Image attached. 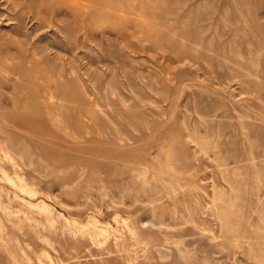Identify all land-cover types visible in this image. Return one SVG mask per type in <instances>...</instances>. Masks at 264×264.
<instances>
[{
  "label": "rangeland",
  "instance_id": "374dc122",
  "mask_svg": "<svg viewBox=\"0 0 264 264\" xmlns=\"http://www.w3.org/2000/svg\"><path fill=\"white\" fill-rule=\"evenodd\" d=\"M0 150V264H264V0H0Z\"/></svg>",
  "mask_w": 264,
  "mask_h": 264
},
{
  "label": "bare ground",
  "instance_id": "6f19581e",
  "mask_svg": "<svg viewBox=\"0 0 264 264\" xmlns=\"http://www.w3.org/2000/svg\"><path fill=\"white\" fill-rule=\"evenodd\" d=\"M2 145V144H1ZM6 146V145H5ZM1 151V150H0ZM8 155V154H7ZM3 157V156H2ZM167 157H170L169 155L167 156ZM5 158V157H4ZM171 158V157H170ZM7 159V158H6ZM5 160V159H4ZM11 162H12V159H11ZM17 164V163H16ZM168 164V163H167ZM166 164V165H167ZM169 166V165H168ZM172 167H170V169H171ZM9 180H11L10 178H9ZM22 188V191L23 192H27L26 191V189H25V186H23V187H21ZM30 194H32V196H37L36 195V192L34 191H32ZM30 198H33V197H30ZM19 199V198H18ZM22 199H23V197H22ZM23 200H25V198L23 199ZM23 200H21V201H23ZM24 203V202H23ZM25 203L26 204H28V206H31V207H35L36 208V210L38 209L37 207L39 206V204H37V203H33V202H31V201H27V200H25ZM25 204V205H26ZM40 205L42 206V208L45 210L46 209V211L47 210H49V205L46 203V202H44V201H41L40 202ZM37 206V207H36ZM41 208V209H42ZM42 209V210H43ZM38 211V210H37ZM116 218H117V216H116ZM119 218V217H118ZM91 219V218H90ZM89 219V220H90ZM86 226H90V227H92V230L93 231H90L91 232V234L92 233H97V234H100L101 232H103L105 229H107L108 227H105L104 225H102L101 223H99V221H97L95 218H92V220L90 221V222H88V224L86 225ZM87 228V227H86ZM86 231H88V230H86ZM101 231V232H100ZM99 232V233H98ZM94 235V234H93Z\"/></svg>",
  "mask_w": 264,
  "mask_h": 264
}]
</instances>
